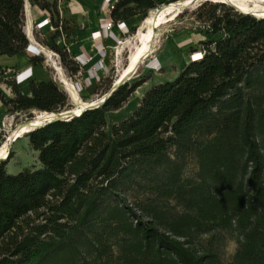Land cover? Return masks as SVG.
I'll return each mask as SVG.
<instances>
[{
	"label": "trees",
	"instance_id": "1",
	"mask_svg": "<svg viewBox=\"0 0 264 264\" xmlns=\"http://www.w3.org/2000/svg\"><path fill=\"white\" fill-rule=\"evenodd\" d=\"M178 1L125 0L114 16H146ZM28 2L57 14L58 0ZM236 15H211L203 58L146 91L130 117L107 123L147 81L26 134L38 168L12 175L11 155L0 161V264H34L44 234L64 264H264V18ZM25 18L24 0H0V56L27 54ZM10 88L9 103L0 94L9 112L69 110L52 80ZM189 159L199 168L195 178L184 177ZM151 172L154 199L133 207L112 201L124 179ZM229 242L236 247L226 262Z\"/></svg>",
	"mask_w": 264,
	"mask_h": 264
},
{
	"label": "rangeland",
	"instance_id": "2",
	"mask_svg": "<svg viewBox=\"0 0 264 264\" xmlns=\"http://www.w3.org/2000/svg\"><path fill=\"white\" fill-rule=\"evenodd\" d=\"M151 11H149L147 15L144 16L142 22H144L146 17L149 16ZM237 12L226 4L212 3L209 1L199 2L197 5L187 7L186 10L184 9L182 13L178 14L179 16L177 15L174 21L161 25L155 31L154 34L156 43L150 59L147 60L146 62L144 60L143 63L139 66L138 71H136V73L131 76L130 80L129 79L128 81L126 80L127 82H125V84H128L129 86H133L134 83L139 81H147V82H145L141 87H139L129 97V99L122 105V107L119 110L110 112L108 114L107 123L109 125L117 124L120 121L130 117L136 111V109L139 107V103L145 93V90L149 87L148 86L149 81L152 84L156 81L155 77H152L153 75L162 74L161 80H165L166 78H169L168 72L165 70V67L161 63L160 64L163 67V69L160 72H150L148 70L149 67L148 64L151 59L153 58L158 59L162 55L159 53L163 49V45L168 41V39H171V36H173V34L182 31H189L193 34L204 36L205 31L201 30V27L207 24V22L210 20L211 15L213 14L223 15L224 13H229L232 16H237L236 15ZM141 25L131 30L129 35L126 37V40L124 39L125 43H123V45L118 47L119 56H115V51L114 50L112 51V55H111L112 64L110 66H106L108 72L103 82H101L100 84H93V86L88 87L86 92H84L83 94H79L80 99L83 102L87 103V102H95L97 100H100L104 96V94L111 89L113 84L120 79V74L122 69L127 68L129 66V57L130 54H132V52L135 49V44L137 43L136 38H138L136 36L138 35V31L141 28ZM64 36L65 33L63 30L60 33V38L64 40ZM47 64H49V62ZM60 68L65 78H67V80H69L71 83L73 82V84L78 80L81 83H84L86 79L85 77L88 76L87 68L80 71L79 75L67 69L65 65L62 63V61ZM47 70L51 80L54 81L55 84L58 85V87L61 90H63L69 97L70 99L69 110H74L76 105L73 102V99L70 97L69 93L62 88V84H60L59 82L58 72H56L52 67L49 68L48 66H47ZM31 114L32 115L30 116L27 114H20L16 116V120L11 125V127L9 126V129L14 128L13 130L15 131L18 128V126H20L21 124H25L26 122L33 120L37 114L35 113V111L31 112ZM13 142H11V144H9L8 146V156L11 151V149L9 148H11ZM12 151H13L12 153L13 156L17 154V159L12 161L9 164V166L6 167L9 174L15 175L24 169H36L38 168V166H40L36 154L33 153L30 150V148L27 146L26 139H20L19 141L15 142ZM198 169L199 168L196 165V162L192 159H189L183 171L184 177L195 178ZM155 174L156 172L155 173L151 172L148 173L146 176H143L144 174L135 173L132 176L124 179L120 184H118L115 196H112V201H119L120 199H124L129 207H133L135 205H138L140 202L154 199L155 198L154 185L156 183L155 178L157 176V174L156 175ZM158 201L161 202V200ZM168 206L170 209H175L176 211L180 210V208L176 207L174 201H168ZM137 213L140 214V212ZM235 247L236 246L233 242H229L227 244L226 254L224 257V260L226 262L230 260L231 256L235 251ZM34 253H35L34 264H64L63 260H61V251L59 250L57 244L55 243V241H52L46 234L38 238V245Z\"/></svg>",
	"mask_w": 264,
	"mask_h": 264
},
{
	"label": "crops",
	"instance_id": "3",
	"mask_svg": "<svg viewBox=\"0 0 264 264\" xmlns=\"http://www.w3.org/2000/svg\"><path fill=\"white\" fill-rule=\"evenodd\" d=\"M104 0H77V2L65 1L67 6L63 10V17L65 19L64 26V40L60 39L58 42V47L62 50L68 51L67 55L69 58L73 55L79 54V48L83 46L84 52L87 56L93 57V63L100 60L92 40V33L99 30V21L101 19L112 18L117 23H125L126 26L133 30L141 25L142 19L144 16L141 14H136L128 18H116L114 16V10L112 12H102L101 6ZM125 0H117L116 7L121 5ZM64 4V5H65ZM133 4H130L129 7H133ZM71 7V9L69 8ZM122 11L119 9V12ZM28 16L30 21L34 24L43 20V16L40 8L37 6L29 5L28 7ZM114 33L117 36H120V32L117 28L113 29ZM207 39L202 35H196L189 31H182L179 33L173 34L171 39L163 45V49L159 54H162L158 59L159 62L165 67V70L168 72V77L165 80H161L162 74H155L152 77H155V82L152 84L149 81V87L145 90L148 91L151 87L155 85L162 84L165 82L175 80L178 75L188 66V55L194 51H200L202 46L201 42H206ZM106 56L103 59L104 65L110 66L112 64V51L115 48V43L111 40L104 41ZM32 68L33 76L37 82H48L51 80L47 68L42 64H34L31 62L28 54H21L14 57L0 56V94L4 100L9 103L14 98V93L10 88V84L14 83V78L16 74L21 73L22 71ZM11 109L10 105H7L0 101V147L9 146L11 142L7 141L13 133V129H9V126L14 123L16 116L20 115L19 113L9 112ZM10 124V125H9ZM8 138V139H7ZM22 139V138H20ZM18 139L17 141H19ZM27 146L29 147V142L27 138ZM16 141V142H17ZM4 143V144H3ZM11 145V159L9 164L17 159V154L12 155L13 145ZM30 148V147H29ZM30 150L36 154L38 158V153ZM8 172V171H7Z\"/></svg>",
	"mask_w": 264,
	"mask_h": 264
},
{
	"label": "built area",
	"instance_id": "4",
	"mask_svg": "<svg viewBox=\"0 0 264 264\" xmlns=\"http://www.w3.org/2000/svg\"><path fill=\"white\" fill-rule=\"evenodd\" d=\"M24 1L26 18L23 32L25 33V36L28 40L26 52L29 57L39 58L41 60V64L44 65L45 68H47V66L49 68L52 67L57 72L58 67L61 66L62 60L59 52L54 50L53 47L58 46L57 41L61 39L60 33L64 30L65 19L63 17V10L67 6V4H65L66 0H58L59 3L57 5V14H51V12H49L48 10L40 9L44 18L43 20L35 24L30 21L28 16V7L31 4L28 2V0ZM69 2H77V0H69ZM116 2L117 0H104L101 6V11L109 13L112 12L117 5ZM69 8L71 9V7ZM114 28H117L119 30L120 36H117L114 33ZM201 30H204L205 32L212 31L210 24L202 26ZM130 31L131 30L126 26L125 23H117L112 18H109V20L101 19L99 21V30L92 33L91 37L94 41L93 45L98 55L100 56V60L93 63V57L87 56L85 54L83 46L79 48L78 55H73L69 58L78 67V71L76 72L77 75L80 74V71L87 68L88 76L85 77L86 79L84 78L85 82L81 83L78 80L73 84L78 95L86 92L89 86H93V84H100L106 78L105 76L107 75L108 69L103 62V59L107 53L105 52L104 41H107V39L113 41L116 46L115 49H113L115 51V56H119L118 47L125 43L126 37L129 35ZM64 51L66 53L68 52L66 50ZM204 55V49H201L200 51L191 52L188 55V63L200 61ZM48 62L49 64H47ZM148 66V70L150 72H160L163 69L157 58L151 59L149 61ZM32 79H34L32 68H28L22 71L21 73L16 74L14 78V83L17 86H21L24 85L25 82L27 83ZM106 94L107 93H105L104 96Z\"/></svg>",
	"mask_w": 264,
	"mask_h": 264
},
{
	"label": "bare ground",
	"instance_id": "5",
	"mask_svg": "<svg viewBox=\"0 0 264 264\" xmlns=\"http://www.w3.org/2000/svg\"><path fill=\"white\" fill-rule=\"evenodd\" d=\"M205 1L226 4L233 8L236 12L238 11L239 14L246 13L257 19L264 18V0H184L174 4L158 6L155 10L151 11L149 16L146 17L144 22H142L141 28L139 29L138 35L136 36L138 38H136L137 43L135 44V49L129 57V66L122 69L120 79L115 82L114 89L120 85H123L128 81V79L130 80L131 76L135 74L136 71H138V68L143 63V61L145 60L146 62L150 59L156 43L154 34L161 25L174 21L177 15L182 13L184 9L186 10L187 7L197 5L199 2ZM57 72L59 76V82L62 84V88L69 93L76 105L73 112L78 113L81 109L95 105L96 102L86 103L80 99V96L77 94L73 83L65 78L60 67H58ZM35 113L37 114L36 117L33 120L18 126V128L13 131L11 137L7 141L16 142L20 138L23 139L30 131L54 118V115L51 113ZM7 144H5L3 147H0V159L2 160H5L8 157Z\"/></svg>",
	"mask_w": 264,
	"mask_h": 264
},
{
	"label": "water",
	"instance_id": "6",
	"mask_svg": "<svg viewBox=\"0 0 264 264\" xmlns=\"http://www.w3.org/2000/svg\"><path fill=\"white\" fill-rule=\"evenodd\" d=\"M114 86H115V83L112 86V88L107 92V94L102 99L95 101L96 103H95L94 106H89V107H86L84 109H81L78 113L73 112V110H69V111L66 110V111H64L62 113H58V114L51 113L52 115H54V118L51 119L50 121H47L44 124L36 127L35 129H37V128H39V127H41V126H43V125H45L46 123H49V122H53V121H57V120H63V119H71L72 117H78L86 110L100 108L108 100V98L117 90V88L121 87L122 85H120L119 87H116L115 89H114ZM35 129H33L32 131H34ZM0 161H6V160L0 159Z\"/></svg>",
	"mask_w": 264,
	"mask_h": 264
}]
</instances>
